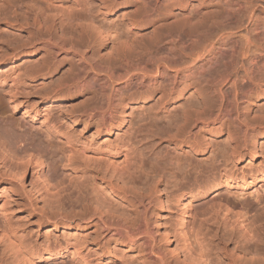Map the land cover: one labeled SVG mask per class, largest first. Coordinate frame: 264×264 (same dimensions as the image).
Returning <instances> with one entry per match:
<instances>
[{
    "label": "bare ground",
    "instance_id": "bare-ground-1",
    "mask_svg": "<svg viewBox=\"0 0 264 264\" xmlns=\"http://www.w3.org/2000/svg\"><path fill=\"white\" fill-rule=\"evenodd\" d=\"M91 1L0 0V18L20 28L21 33L12 40L23 41L14 49L16 52H26L31 48L23 54V59H29L34 54V48L40 47L54 52H72L82 63V59L87 57H84L87 49L84 47L88 44L85 41L87 45H80L81 38L94 34L98 45L105 44L119 30L115 27L117 30L112 32L115 29L110 17L116 11L119 0H99V3L94 0L95 4L98 3L97 9ZM167 2L169 22L164 16L165 22L155 21L162 26L160 31L159 26L152 28L155 37L147 41L141 39L147 23H151L147 22L146 16L157 5L153 2L155 5L152 7L149 0L145 3L150 5L143 8H149V11H139L140 16L138 12L130 13L136 14L135 17H129L123 33L120 34L121 29L119 34L117 31L118 39L114 36L120 42L116 43V54L112 60L105 58L103 62L104 58L101 59L99 65L106 77L104 79L112 87L110 93L102 92L103 109L97 111L89 105L67 113L65 120L47 118L46 114L42 123L46 136L32 131L31 126V131L19 134L12 122L2 127L0 151L13 164V167L7 168L20 176L24 183L29 181L26 176L32 168L33 177L39 183L30 181V191L37 200L52 207L50 218L54 224H60L68 235L65 245L59 242L61 249L51 248L49 242L40 250L42 245L26 240L14 227L12 214L4 210V223L0 225V264H37L42 259L51 260L66 253L74 255L84 264H92L83 253L89 245L83 237V230L94 221L97 237L101 241L105 239L103 247L98 249V264H116L114 253L121 245L136 253V264H264L262 216L248 219L246 217L253 207L246 205L239 211L235 208V211L232 208L234 204L230 203V207L229 200L228 203L226 200V203H220L213 211L191 214V203L186 204L190 195L181 192L183 187L175 182L176 176H172L170 181L167 179L168 183H175V188L167 191V201L159 198L161 206L166 202L168 207L183 206L172 225L175 232H180L182 243L177 245L171 256L167 255L155 242V229L148 222L153 194L160 191L156 183L162 176L147 169L136 174L143 161L137 154L139 147L136 144H130H133L128 149L130 154L112 148L111 135L115 132L121 134L117 129H125L129 125V109L134 106L135 98H141L142 105L151 99L156 100L157 115L168 127V131L162 132L160 137L168 134L169 140L175 143L176 151L186 154L188 150L185 151L184 147L200 151L203 145L194 132L195 128L221 129L232 122V126L238 123L235 125L237 139L228 157H238L243 148L249 149L252 158L260 155V148L251 137L259 133L260 138H264V130L259 129V121L264 119V115L250 117L245 114L244 117L236 112V104L242 99L251 107L254 101H247L249 98H264V0ZM91 6L96 10H92ZM157 7L155 10L159 9ZM4 35L0 32L1 45ZM138 36L145 42H136ZM93 41L88 43L93 44ZM1 45L0 59L5 62L9 57L14 58L15 55H10ZM95 64L98 67L99 62ZM96 69L99 70V67ZM98 70L95 72L98 73ZM124 90L127 94L122 96ZM190 91L194 93L190 97L193 99L196 95L197 99L183 109L179 106L182 114L177 116V110H172L171 106L176 100L186 98V93ZM228 91L232 93L231 97ZM9 100L16 111L21 109L33 123L38 122L42 114L39 103L45 110L47 106L61 102L57 98ZM80 123L86 127L87 124L96 126L91 137L83 129L77 131ZM171 131L173 133L169 134ZM120 153H125L122 160L117 159ZM46 164L47 171L43 170ZM61 166L62 173H59ZM184 167L187 173L196 166L187 162ZM224 173L230 179L237 175L228 169ZM246 175L242 171L241 180L250 183ZM198 179L195 181L199 182ZM218 188L219 185H216L211 190L217 191ZM222 214L223 218L220 217ZM161 217L159 213L155 220L154 228L158 231L164 229ZM110 239L117 245L112 246Z\"/></svg>",
    "mask_w": 264,
    "mask_h": 264
},
{
    "label": "rangeland",
    "instance_id": "rangeland-1",
    "mask_svg": "<svg viewBox=\"0 0 264 264\" xmlns=\"http://www.w3.org/2000/svg\"><path fill=\"white\" fill-rule=\"evenodd\" d=\"M95 1L99 3V0ZM95 1L92 0L91 3L93 2L94 4L91 5L96 7L98 3L95 4ZM149 1L152 7L155 5L153 2H156L160 7L155 5L149 11V8L143 9L145 8V5H150L149 3L146 4L145 0H123V2L122 0H119L116 11L110 15L112 20L111 24L113 23L112 26L114 27L113 29H115L112 32L114 33L118 28L119 30L121 29V32L117 30L118 34L119 32L120 34L123 33L125 29L124 27L126 26L124 24H126V21H128L129 17L133 15L130 13H139L141 10L144 12H151V10H153L150 15L146 16L147 18L149 16L148 19L146 18V20H149L147 22L151 23H147L144 29L146 30L145 34H141L143 37L140 38L147 41L153 38L152 36L155 37V33L153 32L155 25L157 27L160 23H163L166 20L169 22V18L167 16L169 3L167 1L170 2V0H161L160 2H157L156 0ZM143 2L145 4H143ZM160 4L166 6V8ZM94 6H91V9L93 8L96 10L98 7L95 9ZM136 6H138V8H136ZM155 7L159 9L155 10ZM211 8L213 9V6ZM141 13H139L138 16H140ZM94 14L97 15L96 12ZM179 14L180 13H178V15ZM135 15L131 17L134 18ZM181 15L182 14L179 16ZM195 15H199V12H195ZM163 16L165 19H167L165 20ZM186 16L187 15H185V17ZM178 18L180 17H177V19ZM3 19L0 18V32L5 35L3 38L4 40H2V45L1 43L0 45L7 49V52L10 55L15 56L14 58L9 57L5 62L0 59V139L3 138L1 131H3L2 127H4L6 123L12 122L19 134L25 130L31 131L29 130L31 129L29 126H31L33 127L32 131H37L39 134L46 136L44 135L46 134V128L42 124L46 114L47 118L50 117L58 120H65L67 113L72 112V110H82V108H86L87 106L91 105L95 107L97 111H100V109L105 107L102 92L105 91L104 94H108L111 92L112 87L111 84H109L107 80L104 79L106 77H104L105 75L104 72H102V67L99 65L102 63L100 61L101 59L104 58V61L102 60L103 62L106 61L105 58L112 60V56L116 54L115 50L118 48L116 46L120 43H118L117 40V31L115 32L116 35L112 33L113 35H111V38L105 44H100L99 42L100 45H98L97 37L94 34L89 35L91 38H88L89 36L87 37L86 35V37H84L86 40L81 38L80 40H82V42L79 40L81 43L80 45L86 44L85 41L88 44H86L88 47H84L85 49L87 48L84 52V57H87L86 59H82L84 61H82V63L72 52H54L50 49L43 50L40 47L34 48V54L30 56L29 59H23V54H26V52L30 51L31 48L27 49L26 52H22L21 50L16 52L14 50L18 45L23 43L22 40H12L15 35L21 33V30L18 25H12L8 23L6 19ZM156 20L160 23L158 24L155 22ZM114 24L116 26H114ZM160 27L162 26L158 27L159 31L162 29ZM151 31L153 35L150 33ZM149 33L151 36L148 35ZM93 36L96 37L97 42L94 39L95 37L92 38ZM138 38L135 39L136 42H145L140 38L139 40ZM90 39L91 41L94 39L93 44L88 43V41L91 42ZM113 39H115V41H113ZM96 60L99 62L97 66L99 67V70L101 69L100 74V71L96 69L98 68L95 64L98 63ZM89 63L92 65V67ZM94 69L98 70L99 72L96 73L97 71ZM112 86H114V84H112ZM191 91L186 93V98H180L176 100L174 105L171 106L172 110H177V116L182 114V109L185 106L187 107L190 103H193L194 100L197 99L195 98L196 95L195 97L193 96V99L190 97L191 93L194 92ZM227 93L229 94L230 91ZM126 94L127 93L124 90L122 96H125ZM231 94H229V97L232 96ZM9 98H57L61 102H56L52 106H47L45 110H43V106L40 107L41 103H39L38 107L42 108V114L38 119L39 121L33 123L27 115H23L21 109L16 111L13 108ZM133 101H135L133 104L134 106L129 109L130 115L128 119L130 123L125 127V129H117V131H120L121 134H116L115 132L111 135L112 148H116L118 151H125V153L128 152L130 154L131 150L129 152L128 149H130L133 144H136V147H139H137L139 150H137V154L139 155L141 161L143 160L140 164L141 168L139 167L138 170L136 169V174L139 175L143 169H147L149 171H155L156 174L162 176L159 179L160 181L156 183V187L160 191L153 194L155 201L153 200V204L149 208L148 222H151V228L155 229V242L158 243L157 245L159 247L164 249L162 250L166 252L167 255L171 256L177 245L182 243L179 235L180 232H175L172 228V225L178 218V215L180 214L179 212L182 211L183 206L173 207L169 205L168 207L167 202L164 206H161L159 203L160 199L167 201V191L175 188L174 182H167V179L170 181L172 176H176L177 178L175 182L179 187H183L181 192L190 195V197L186 200V204L191 203V214L204 211H213L215 208H218L220 203L222 204L226 200L227 203L230 201L229 204H234L235 207H232V204H230V207H232L233 210L237 208L239 211V209H243L246 205L252 206L253 210L252 212L250 211L251 213H248L246 218L250 219L252 216L255 217L259 215L264 219V138H260L259 133L251 137L253 143L255 142L260 148V155L255 156L254 158L251 157L249 149L245 148L241 150L242 154L238 157L233 159L228 157L230 148L236 144L237 139V126L235 125H238V123H233L234 125L232 126L230 125L232 122H230V124L228 122L221 129L195 128L194 132L196 131L195 133L198 135V139L203 145L201 148L202 150L199 149V152H195L191 151L188 147H184V150L186 149L185 151L188 150L187 153L184 154V152L181 150L176 151L175 143L169 140L167 137L168 134H165L166 136L162 138L160 137L162 132L164 134L168 131V127L165 125V122H162L164 120H162L161 117L157 115L159 112H156L158 109L156 110V106L154 105L156 100L154 102V100L151 99L149 102L143 103V105L141 104V98H135ZM247 101H254V104L250 107L245 100L242 101V99H240L238 104H236V107L238 106L237 108L239 110L238 111L236 108V112H239L238 114H242L243 116L248 114L250 117L259 116L260 114L264 115V98H255V96H253ZM180 103L181 105H179ZM36 105H38V102ZM259 123L260 131L264 130V119L259 121ZM95 127V125L88 124L86 127L84 124L80 123L77 131L83 129L85 134L91 137L92 133L95 131ZM172 131L168 133H173ZM131 143L133 144L130 145ZM181 152L183 154H181ZM125 153H120V155L117 156V159L122 160L123 156V158H125ZM48 156H50L49 153ZM186 161L188 163L190 162L192 166H196L193 168L195 171L191 169L187 172L188 174L185 173L186 170L184 166L187 163ZM178 162H181L180 165ZM9 166L13 167L12 160H10L9 157L3 155V153L0 151V225L4 223L3 211L5 210L7 214H12L14 227L18 229L19 233L24 235L26 240L35 242L37 241L42 245L40 246V250L49 242L51 248L61 249L62 246L59 245V242L64 244L68 233L63 232L61 225L54 224L53 219L50 218V216H52L51 211H53L52 207L50 208V206H47L43 201L37 200L30 191V181L33 183H39V180L33 177L32 168H29L26 176L29 181L24 183L21 181L20 176L14 174L10 169L7 168ZM62 169V166L59 167L58 172L62 173ZM225 169H228L231 172L235 171L237 175H235L233 178L231 177L230 179L224 173ZM43 170H48L47 164ZM242 171L247 174L246 179L250 180V183H245L241 180ZM197 177L200 179H198L199 182L195 181ZM216 185H219L218 190L212 191L211 188ZM200 186L202 188L198 190L197 188ZM237 209H235V211ZM159 213L162 214L161 219L163 220L164 225L163 231H167V234L154 228L155 220ZM220 217L223 218V214ZM94 223L95 221L90 227L83 230V237L87 239L89 243V245L83 249V253L86 255L87 259L90 260V262L92 261V264L96 261L97 263L95 264H98V257L100 256L98 249L103 247V242L105 239L101 241L97 237V233L94 229ZM229 228L232 227L229 225ZM92 241L95 244L98 243V246L92 245ZM109 242H112V246L117 245V243H115L113 240L111 241V239ZM114 255L116 264H136L138 262L136 253L131 251L129 247L122 245L119 246ZM14 264L21 263L16 262ZM37 264L84 263L80 262L74 255L66 253L59 258L51 260L42 259L38 261Z\"/></svg>",
    "mask_w": 264,
    "mask_h": 264
}]
</instances>
